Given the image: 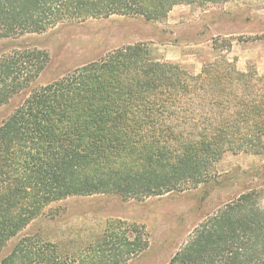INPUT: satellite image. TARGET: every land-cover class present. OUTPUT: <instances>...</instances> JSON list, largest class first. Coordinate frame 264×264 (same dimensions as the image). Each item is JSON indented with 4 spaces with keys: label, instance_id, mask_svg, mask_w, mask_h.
I'll use <instances>...</instances> for the list:
<instances>
[{
    "label": "trees",
    "instance_id": "1",
    "mask_svg": "<svg viewBox=\"0 0 264 264\" xmlns=\"http://www.w3.org/2000/svg\"><path fill=\"white\" fill-rule=\"evenodd\" d=\"M230 0H0V40L112 14L164 19L177 4ZM45 50L0 52V106L31 88ZM264 149V75L223 56L196 74L151 56L143 43L113 49L30 89L0 125V252L69 196L122 200L206 184L224 154ZM19 238L0 264H128L148 247L135 225L106 223L75 256ZM166 264H264V207L248 190L208 214Z\"/></svg>",
    "mask_w": 264,
    "mask_h": 264
},
{
    "label": "rangeland",
    "instance_id": "2",
    "mask_svg": "<svg viewBox=\"0 0 264 264\" xmlns=\"http://www.w3.org/2000/svg\"><path fill=\"white\" fill-rule=\"evenodd\" d=\"M143 43L152 58L179 64L196 74L206 63L223 56L245 71L252 66L264 75V0L177 4L160 21L112 14L57 24L45 32L0 40V52L12 45L45 50L49 61L32 87L47 84L107 52ZM0 106V125L27 92ZM257 192L264 207V149L260 154L226 153L214 164L208 183L183 191L122 200L114 194L69 196L47 205L0 252V260L24 236L56 244L77 256L89 249L110 220L135 225L148 247L128 264H166L205 217L239 193Z\"/></svg>",
    "mask_w": 264,
    "mask_h": 264
}]
</instances>
